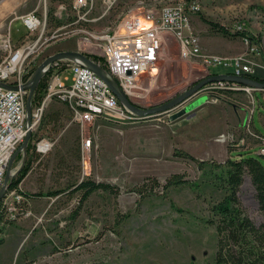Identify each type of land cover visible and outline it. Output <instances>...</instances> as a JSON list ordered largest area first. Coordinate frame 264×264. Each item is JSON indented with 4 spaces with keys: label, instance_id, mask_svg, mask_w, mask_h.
Here are the masks:
<instances>
[{
    "label": "rangeland",
    "instance_id": "374dc122",
    "mask_svg": "<svg viewBox=\"0 0 264 264\" xmlns=\"http://www.w3.org/2000/svg\"><path fill=\"white\" fill-rule=\"evenodd\" d=\"M137 1H118L116 8L103 16L104 8L98 3L97 9L100 10L89 15L97 16L98 20L83 21L75 35L53 41L45 47L39 58L29 60L25 77L30 82L35 70L49 56L67 51L79 52L96 66L98 64L108 70L103 41L93 35L100 36L107 26L121 30V11L132 10ZM168 1L140 0V5L161 7ZM174 1H185L192 11L188 15L189 25L199 37L201 55L214 54L226 62L210 65L201 61V55L194 59L181 58L178 42L164 32L162 54L156 64L158 70L154 74L142 73L129 93L125 92L132 103L149 108L176 97L203 78L234 74V60L239 56L252 61L254 74L246 77L258 81L264 79L261 78V73H264V0H173L172 3ZM70 2L0 0V44L11 23L14 39L26 32L22 20L14 19L16 15L31 11L42 16L46 3L47 14L50 15L48 24L54 27L52 14L62 3L67 8L65 14L62 13L63 18L66 14L71 15ZM72 20L73 17L69 22ZM241 24L245 30L237 35V26ZM258 34L263 48L251 38ZM244 37L249 38L256 50H250ZM3 55L0 49V59ZM51 68L47 76L40 78L45 82L44 89L35 94L39 81L31 100V120L33 122L37 118H33V113L38 112V121L31 127L24 148L19 146L10 166L14 171L10 177L13 181L24 164L30 163V169L15 187L18 196L23 198L9 197L14 206L13 215L0 211L4 222L0 225L4 228L0 231V264H214L217 231L208 220L212 218L211 206L226 193L219 188L223 173L210 165L213 163L200 167L196 161L177 153L179 150L210 153L205 145L206 133L211 126L208 117L199 116V112L191 114L193 109L172 118L171 114L187 105L188 97L187 101L179 102L169 110L144 115L136 113L141 117L152 115L148 118L137 119L129 115L122 119L115 118L113 113L81 125L73 120L69 104L61 98L50 97L41 105L47 94L51 72L56 74L66 70V76L69 71L66 63ZM203 86L193 95H198L195 100L200 102L199 105L212 103L208 99L213 93H202ZM217 91L224 94L217 102L245 106L250 112L255 106V117L264 133V122L259 117V112L264 115V100L261 98L264 90H255L252 95L241 90L246 95L233 94V90ZM29 92L28 87L25 108ZM229 99L233 102H227ZM120 103L129 113L133 112ZM213 115L217 116V113L213 112ZM242 123L240 128L244 130L246 123ZM248 123L252 127V119ZM232 128L218 131L215 140L219 141V136ZM238 128L233 130H237L235 137L239 139L243 135ZM87 137L92 139L89 149L83 147ZM250 138L256 144L255 156L264 163L258 145L261 140ZM41 139L52 142L45 153L37 150L36 143ZM221 143L228 149L232 147L229 143ZM207 156L198 159L214 160ZM174 173H182L188 182L163 188ZM88 178L109 183L113 188L109 191L95 190L80 203L82 194L72 191L74 183ZM153 178L160 185L142 186L150 184ZM254 193L246 177L239 196L249 216L260 224L263 214Z\"/></svg>",
    "mask_w": 264,
    "mask_h": 264
},
{
    "label": "built area",
    "instance_id": "2783aa9c",
    "mask_svg": "<svg viewBox=\"0 0 264 264\" xmlns=\"http://www.w3.org/2000/svg\"><path fill=\"white\" fill-rule=\"evenodd\" d=\"M118 1L121 0H71L69 10L72 11V14H66L64 23H55L54 27L48 24L49 13L47 14L46 3L42 16L30 11L14 17V19L20 18L22 20L26 33L18 42H15L11 34V23L8 27V33L1 39L0 44V49L4 53L3 63L0 64V186L5 181L11 159L17 154L19 146H23L22 142L28 131L37 123L39 118V113L34 112L33 118H37L33 120L31 126L26 120L25 102L28 93L27 86L30 82L25 75L28 73L27 64L29 60L39 58L43 54L44 48L53 41L56 42L75 35L70 33V25L81 24L87 20H98L97 16H89L95 10H100L97 9L98 3L104 8L101 13L103 16L106 12L116 8ZM188 6L185 2L181 6H173L169 0V2H163L161 7H153L140 5V0H138L137 5L133 6L132 10L121 11L123 22L121 30L117 27L107 26L105 32L100 36L93 35V37L103 41L108 70L97 64L102 71V76H100L93 66L79 56H60L57 61L43 68L42 76H47L52 70V66L62 63L69 66L68 75L65 76L66 70L56 74L51 72L47 94L41 105L43 106L50 97L57 96L69 104L73 113V120L81 125L92 123L98 117L106 118V111H115V118L127 119V116L134 112L129 113V110L121 105L118 96L109 83L119 91L129 93L131 87L135 86V80L139 75L145 72L152 73L162 54L161 46L164 32L171 34L178 42L181 58L194 59L201 55L199 37L192 32L189 25L188 15L192 11ZM57 9L64 14L67 10L66 6L59 5ZM71 17L73 20L69 22ZM141 20L149 22V25H143ZM37 25H44L45 34L34 36V29ZM244 30L242 24L237 26V32H244ZM243 39L250 50H256L248 37ZM201 56L203 57L201 61L210 65L226 62L224 58L214 54H202ZM234 61H236V67L232 71L234 75L254 74L251 60L239 56ZM9 86H16V88ZM234 88L239 91H246L251 95L255 90H264V88L259 89L253 85L221 79L205 84L202 93H213L208 101L217 103L224 95L218 93V89L229 92V90H235ZM92 108H99V115H92ZM250 120L251 118L244 119L242 124L246 123V127H243L245 131L240 130L244 131L246 136H249L248 138L256 137L259 141L261 140L258 145L260 154L264 155V135L256 130L253 125L250 126L248 123ZM235 136H237V131L232 128L231 131L221 134L218 139L220 142L229 143L233 146L239 140ZM91 142V137L84 138L83 147L89 149ZM36 146L38 151L45 153L51 148L52 142L41 139L36 143ZM12 171L10 168L11 175L14 174ZM11 198L20 199L23 197L18 196V190L14 187ZM11 198L7 200L6 213L13 215L14 206L9 201Z\"/></svg>",
    "mask_w": 264,
    "mask_h": 264
},
{
    "label": "trees",
    "instance_id": "16d2710c",
    "mask_svg": "<svg viewBox=\"0 0 264 264\" xmlns=\"http://www.w3.org/2000/svg\"><path fill=\"white\" fill-rule=\"evenodd\" d=\"M223 32L227 33L225 30ZM251 38L260 44V34ZM261 81H264V79H261ZM44 86L45 82L40 81L35 94L41 92ZM177 153L196 161L200 167L213 163L210 165L223 173V176H220L221 186L219 185V188L226 193L220 201L211 206L212 218L208 220L216 227L217 231V251L214 264H264V163L255 155L241 158L229 157L224 162H217L214 160H199L185 151L179 150ZM29 169L30 163L28 161L19 171V175L13 179L10 187H16ZM246 177L249 178L254 188V196L259 210L263 214V220L260 224H256L249 216L239 196L240 188ZM186 182L188 180L182 173H174L168 178L167 183L162 186L166 189L170 185ZM148 185L150 187L158 186L160 182L153 178L150 180V184L144 183L142 186L146 188ZM112 188L113 186L109 183L95 182L88 178L75 182L72 191L81 192L82 199L80 203H82L93 191L98 189L109 191ZM0 211L5 212L1 208ZM2 223H4L3 216L0 214V225ZM3 229V226H1L0 231ZM0 243H2V239H0Z\"/></svg>",
    "mask_w": 264,
    "mask_h": 264
},
{
    "label": "crops",
    "instance_id": "0c3cea01",
    "mask_svg": "<svg viewBox=\"0 0 264 264\" xmlns=\"http://www.w3.org/2000/svg\"><path fill=\"white\" fill-rule=\"evenodd\" d=\"M25 33L26 32L21 34L18 38L14 39V41L18 42ZM11 34H12V32H11ZM263 40H264V37H263ZM259 45H260V48H263L262 43H260ZM224 55H227V54H224ZM261 72H263V71H261ZM261 78H264V73H261ZM262 82H264V81H262ZM231 92H233V94H238V93L242 94L243 93V92L236 91V90H233ZM258 92L259 91L255 92V96L258 95ZM243 94L246 95L245 93H243ZM232 96H234V95H232ZM261 98L264 100L263 96ZM227 102H233V101L231 99H229V100H227ZM226 104L228 107H226ZM226 104L224 102L223 103H220V102L206 103L205 102L201 105H198L197 108L194 109V112L191 113V114H194V113L196 114L197 112H199L200 113L199 116H201V114L205 115L206 117H208V122L211 123L210 124L211 126L209 127L210 131L208 133H206L207 139L205 141V145L207 146V148H209L210 153H205V152L199 153V151L193 150V152H191V153L195 157L201 158V157H205V156L209 155L207 157H211L212 159L216 160L217 162H224L229 157L241 158V157L249 156V155H257L256 154L255 141L252 140L251 138H248L246 136V134L244 133V131H242V130H241V133L243 136L240 137L238 142H236L230 149H228L225 144L215 140V137L217 136L218 131H222V130H224L228 127H231V126L234 129L238 128V127L240 128L241 122L243 121V119L245 117L250 116V115L252 116L251 119H252V123H253L255 129L263 133V129L258 124L256 117H255L256 111H257L255 106L253 107V110L250 112V109L247 110L246 108H244L245 106H239L237 104L236 105L234 104L232 106L231 103H226ZM213 112L217 113V116L216 115L212 116ZM214 116H216L214 118L215 120L212 119V117H214ZM259 117L264 122V119H263L264 115L262 116L261 112H259Z\"/></svg>",
    "mask_w": 264,
    "mask_h": 264
},
{
    "label": "water",
    "instance_id": "95a60500",
    "mask_svg": "<svg viewBox=\"0 0 264 264\" xmlns=\"http://www.w3.org/2000/svg\"><path fill=\"white\" fill-rule=\"evenodd\" d=\"M62 55H77V56H80L84 61L89 63L91 66H93V68L95 69L97 74L102 76L101 68L96 66L91 60H89L83 54H81L79 52L67 51V52H60V53L54 54L52 56H49L35 70V72L33 73L32 78H31L30 84H28V86H27V87L30 88V92H29L28 100H27V107H26V110H27V122H28L29 126L32 125V120H31V117H32L31 116V100H32V96H33L34 90H35V88H36V86H37V84L40 81V78L42 76V70L47 64H49L50 62L54 61L55 59L59 58ZM221 79H228V80L239 82L241 84H249V85H253V86L259 87V88H264V82L258 81V80H255L253 78H249V77H246V76H239V75H234V74L211 75V76H208L206 78L201 79L200 81L195 83L193 86H191L190 88L186 89L183 93L178 94L176 97H174V98H172V99H170V100H168L166 102H163V103H161L159 105L152 106V107H149V108H143V107H138L137 105L132 103L131 100L129 99V97L125 93L119 91L111 83H109V85L112 87L113 91L118 96L120 101L126 107H128V109L132 110L133 112H135L137 114H141V115L151 114V113H159L161 111L169 110L172 107H174L175 105H177L179 102H185L187 100H190L189 103H187V105L184 106V108H182L181 110H179L178 112H176L174 114H171L172 118H176V117H179V116L183 115L184 113H186L188 111H191V110L195 109L199 105L200 102H196V100H195V98H197L198 95L196 97H194V96L196 95L195 93L200 87H202L203 85H205V84H207L209 82L216 81V80H221ZM9 87L14 88V89L16 88V86H9ZM188 97H190V99H187ZM30 131L31 130L28 131V134H27V137H26V141L23 143V146H22L23 148L28 142V139H29L30 133H31ZM13 158L11 159V161L9 163V167L7 169L6 176H5V182H7L10 179V175H11L10 166L12 164ZM1 196H2V192H0V198H1Z\"/></svg>",
    "mask_w": 264,
    "mask_h": 264
},
{
    "label": "bare ground",
    "instance_id": "6f19581e",
    "mask_svg": "<svg viewBox=\"0 0 264 264\" xmlns=\"http://www.w3.org/2000/svg\"><path fill=\"white\" fill-rule=\"evenodd\" d=\"M172 2H173V0H170V4H172L173 6H181L184 4L185 1L184 2L183 1H181V2L180 1H174V3H172ZM59 6H65V5L60 3ZM112 10H114V9H112ZM52 15H54L53 20L55 21V23H64L63 14L60 13V11L58 9H56V11H54V14H52ZM118 17H119V15H118ZM49 18H50V15H49ZM56 21H58V22H56ZM141 22L143 25H149V22H147L145 20H141ZM79 26H80V24L70 25V33L76 34L81 28ZM43 34H45L44 25H37V27H35V29H34V36H41ZM2 63H3V56L0 59V64H2ZM157 70L158 69L156 67H154L152 70V74L156 73ZM247 76H249V75H247ZM113 113H115V111H106V116H110ZM92 115H99V108H92ZM150 116H152V115L141 117V115L139 116L136 113L130 114V117H136L137 119H144V118H148ZM11 183H12V179L11 180L9 179L7 182L3 181L1 186H0V192H2V196L0 198V208L3 209L5 212H6L7 200L10 196H12L13 187L12 188L10 187Z\"/></svg>",
    "mask_w": 264,
    "mask_h": 264
}]
</instances>
